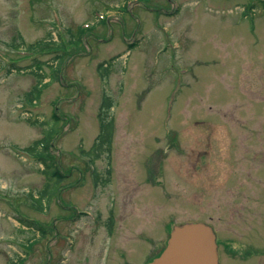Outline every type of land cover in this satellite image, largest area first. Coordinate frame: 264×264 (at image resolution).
I'll use <instances>...</instances> for the list:
<instances>
[{"label":"rangeland","instance_id":"1","mask_svg":"<svg viewBox=\"0 0 264 264\" xmlns=\"http://www.w3.org/2000/svg\"><path fill=\"white\" fill-rule=\"evenodd\" d=\"M200 221L264 249V0H0V264H146Z\"/></svg>","mask_w":264,"mask_h":264},{"label":"water","instance_id":"2","mask_svg":"<svg viewBox=\"0 0 264 264\" xmlns=\"http://www.w3.org/2000/svg\"><path fill=\"white\" fill-rule=\"evenodd\" d=\"M148 264H218L211 226L204 222L174 226L162 253Z\"/></svg>","mask_w":264,"mask_h":264},{"label":"trees","instance_id":"3","mask_svg":"<svg viewBox=\"0 0 264 264\" xmlns=\"http://www.w3.org/2000/svg\"><path fill=\"white\" fill-rule=\"evenodd\" d=\"M84 32V28L79 27L77 33L82 34ZM72 34V37H74V34ZM20 44V43H19ZM15 48L19 47V45H13ZM44 48L47 47V45L43 46ZM110 65L106 64L104 62L99 63L97 65V71L99 72L101 77H106L109 75L110 71ZM106 67V68H104ZM39 74V73H38ZM114 106V103L111 99V96H109L107 93L103 94L102 97V102L99 106V111H98V119H99V132L97 136L95 137L93 144L91 145L90 151H88L87 154L91 156L90 161L93 162L94 159L99 158L103 153H106L109 156V153L111 151V142H112V137H113V128H114V121L111 115H109V110ZM46 132V131H45ZM52 133V131H50ZM49 135L46 132L44 134V137L42 140L39 142H35V144L31 147H28L27 150L30 152H34L36 156L41 160V162L44 163V168L42 169V172L47 176L49 179L56 178L57 182L62 180L64 177L59 173L58 170L52 167V164L47 162L48 155L45 154L46 149L44 151L42 150H37L38 145L40 143L42 144L43 147L45 142L48 139ZM109 172V169H107V173ZM93 174L96 179H98L99 175L97 171H93ZM104 182H106L108 179L107 177H104ZM48 185V184H47ZM57 185V184H56ZM111 225V220L108 221L107 226L110 227Z\"/></svg>","mask_w":264,"mask_h":264},{"label":"flooded vegetation","instance_id":"4","mask_svg":"<svg viewBox=\"0 0 264 264\" xmlns=\"http://www.w3.org/2000/svg\"><path fill=\"white\" fill-rule=\"evenodd\" d=\"M264 249L254 247H219V264H258L259 252Z\"/></svg>","mask_w":264,"mask_h":264}]
</instances>
